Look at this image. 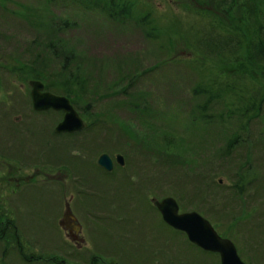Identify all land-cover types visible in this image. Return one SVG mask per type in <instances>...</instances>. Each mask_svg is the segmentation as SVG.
I'll return each instance as SVG.
<instances>
[{
	"label": "rangeland",
	"instance_id": "rangeland-1",
	"mask_svg": "<svg viewBox=\"0 0 264 264\" xmlns=\"http://www.w3.org/2000/svg\"><path fill=\"white\" fill-rule=\"evenodd\" d=\"M81 1L0 0L1 220H12L28 256L42 257L26 260L5 235L0 264H221L220 251L166 221L158 203L167 198L178 214L206 219L245 264H264L262 70L243 51L218 58L196 43L220 22L246 25L233 14L241 0L232 7L230 0H114V20ZM26 5L32 20L68 23L69 48L87 51L75 57L92 82L78 109L86 129L68 139L54 133L63 112L34 113L28 76L5 58L37 32L21 16ZM232 78L235 85H225ZM201 84L221 88L205 114ZM6 117L30 129L22 149L9 144ZM102 153L114 161L110 172L97 164ZM12 154L38 167L10 168ZM9 172L30 178L9 184ZM67 209L82 225L76 242L61 226Z\"/></svg>",
	"mask_w": 264,
	"mask_h": 264
},
{
	"label": "trees",
	"instance_id": "trees-1",
	"mask_svg": "<svg viewBox=\"0 0 264 264\" xmlns=\"http://www.w3.org/2000/svg\"><path fill=\"white\" fill-rule=\"evenodd\" d=\"M81 2L84 3V0ZM235 3L236 0H230L229 7L234 6ZM91 5L95 9L99 8L101 13H104L108 19L114 20V0H92ZM223 5L226 4L223 3ZM30 7L28 5L24 6V13L21 16H23V19L28 20L30 25L36 28L37 32L36 34L35 32L33 33L35 36H33L31 41H28L24 48L16 46L10 55L5 58L10 59L9 62L11 64L25 72L26 77L40 79L46 84L47 89L70 97L78 110L79 105L82 103L81 99L85 100L83 96L88 93L92 82L89 71L83 69L86 68L83 62L77 61L75 57L84 56L85 58L88 56L87 51L78 52L77 49L79 48L77 46L76 50L69 48L65 35H62L63 29L67 30L69 27L68 23L61 27L45 25L43 22L39 23L37 20L30 19V17L33 18L30 14V12L33 13ZM239 7L237 10L233 8V14L235 15L236 11V14L243 16L246 25L240 23L238 25V22L235 21L234 24L227 25V29L220 22L221 24H216L218 27L213 25L211 28L205 29L203 35L200 39H197L196 43L200 48L205 49L207 54L218 58L226 56L229 59L232 57L239 59L238 56L243 51L246 63L250 66L258 65L264 77V0H241ZM32 15L35 16L34 19L37 16V14ZM211 23L213 24V22ZM248 33L251 34V37H249ZM92 56L95 61L99 60V56ZM95 69L99 72L97 67ZM232 77L245 78L238 72L233 74ZM233 78L225 85H235L234 81H232ZM93 85L99 89L98 84L95 83ZM220 92L221 88L215 89L212 85L201 84L197 88L196 94H207L208 96L203 104H199V111L205 114L211 99L213 100V98L220 96ZM97 93L98 90H93V95ZM263 98L261 94L260 102L263 101ZM230 142L233 143L234 141L231 140ZM1 218L2 215L0 213V236L11 235L14 240H18L14 227L9 224L12 220L3 222ZM8 227H10L9 231ZM18 251L21 257L25 259L29 257L24 253L20 242ZM3 254H7L6 249L3 250Z\"/></svg>",
	"mask_w": 264,
	"mask_h": 264
},
{
	"label": "water",
	"instance_id": "water-1",
	"mask_svg": "<svg viewBox=\"0 0 264 264\" xmlns=\"http://www.w3.org/2000/svg\"><path fill=\"white\" fill-rule=\"evenodd\" d=\"M31 96L36 110L54 109L63 111V119L56 126L57 132H75L85 128L86 123L75 109L71 100L64 95H56L47 90L40 80H30ZM123 161V156L120 155ZM98 164L107 169H113L112 158L103 153L98 158ZM164 218L175 228L185 231L189 238L198 245L221 252L222 264H245L240 260L236 248L226 239L220 238L210 227L209 222L197 213L178 214V205L172 198L158 203Z\"/></svg>",
	"mask_w": 264,
	"mask_h": 264
},
{
	"label": "flooded vegetation",
	"instance_id": "flooded-vegetation-1",
	"mask_svg": "<svg viewBox=\"0 0 264 264\" xmlns=\"http://www.w3.org/2000/svg\"><path fill=\"white\" fill-rule=\"evenodd\" d=\"M32 103V100H31ZM32 107H33V111L34 113H39L41 111H36L34 109L33 103H32ZM17 116V117H16ZM16 122L18 123V121H20V118L22 119L24 117L23 114L20 115H16ZM26 118H30L32 116V114H28L25 115ZM13 120H8V118L6 117L5 121H4V132H6L10 137V141L9 144H11L13 147H18L19 149L23 148V137L26 138V136H28L31 131L28 128L25 127H20V125L16 124V122ZM59 122V121H58ZM57 122V123H58ZM20 123V122H19ZM24 126V125H22ZM56 126V125H55ZM54 133L56 134L57 137L59 136H63V138L68 139L71 136H73V133H57L55 132V127H54ZM67 134V135H66ZM30 147V146H29ZM32 148L35 149H39V145L36 146H32ZM20 151V150H19ZM22 154L24 153V151H21ZM36 157V158H35ZM34 159H37V156H35ZM7 165L10 166V168H13L15 166H17V169H21L24 167H32V168H37L38 165L35 164L34 166H30L27 165L26 163H24L23 158L22 159H18L16 154H12V155H8L7 158ZM30 178V176H26V177H21V176H17V175H13L12 172H9L8 176L5 177L6 181L10 184V182H14L15 185H18L20 183V181L23 179L24 181L28 180ZM4 179V178H3ZM8 179V180H7ZM5 188V185H4ZM16 191V188H14V192ZM63 223L66 226V233H68L69 236H71L72 240L70 242H76L79 239V233L82 229V225L79 226V222H77V219L75 218L74 214L72 213V211L70 209H67V214H65V216L63 217ZM5 222V221H3ZM10 227H8V231ZM4 234V232H3ZM5 235H3L4 237ZM17 243H19V241H16Z\"/></svg>",
	"mask_w": 264,
	"mask_h": 264
},
{
	"label": "bare ground",
	"instance_id": "bare-ground-1",
	"mask_svg": "<svg viewBox=\"0 0 264 264\" xmlns=\"http://www.w3.org/2000/svg\"><path fill=\"white\" fill-rule=\"evenodd\" d=\"M221 264H222V261H221Z\"/></svg>",
	"mask_w": 264,
	"mask_h": 264
}]
</instances>
